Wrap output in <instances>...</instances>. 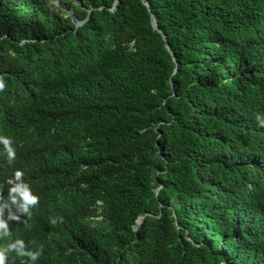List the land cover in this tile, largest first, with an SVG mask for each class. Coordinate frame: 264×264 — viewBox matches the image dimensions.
I'll return each instance as SVG.
<instances>
[{
  "label": "trees",
  "instance_id": "obj_1",
  "mask_svg": "<svg viewBox=\"0 0 264 264\" xmlns=\"http://www.w3.org/2000/svg\"><path fill=\"white\" fill-rule=\"evenodd\" d=\"M0 77V186L40 200L0 247L264 264V0H0Z\"/></svg>",
  "mask_w": 264,
  "mask_h": 264
},
{
  "label": "clouds",
  "instance_id": "obj_2",
  "mask_svg": "<svg viewBox=\"0 0 264 264\" xmlns=\"http://www.w3.org/2000/svg\"><path fill=\"white\" fill-rule=\"evenodd\" d=\"M153 22L155 20L153 19ZM81 25V23H77ZM156 24V23H155ZM79 25V26H80ZM154 26V23H153ZM155 28V27H154ZM157 25H156V28ZM243 62L249 58V47L246 46L240 56ZM6 84L0 77V91H3ZM258 126L264 127V117L257 116ZM2 146V155L9 163H13L16 159V149L13 147V140L10 137L0 136ZM10 187L7 189V196L4 195L3 187L0 186V240H4L11 236L10 224L21 220L22 216L31 217L32 209L35 208L40 200L39 197L33 194L31 186L24 180V172L16 169L13 176L7 181ZM159 191V188L156 189ZM63 222V217L59 218ZM50 223L55 225L56 218H50ZM15 253L17 257H27V261L22 264H36L37 260L43 253L41 247L37 251H30L23 239H15L4 247H0V264H8L9 254Z\"/></svg>",
  "mask_w": 264,
  "mask_h": 264
},
{
  "label": "water",
  "instance_id": "obj_3",
  "mask_svg": "<svg viewBox=\"0 0 264 264\" xmlns=\"http://www.w3.org/2000/svg\"><path fill=\"white\" fill-rule=\"evenodd\" d=\"M116 3H117V1H116ZM154 23V27L156 28V24H155V22H153ZM80 24H78V26H79Z\"/></svg>",
  "mask_w": 264,
  "mask_h": 264
}]
</instances>
